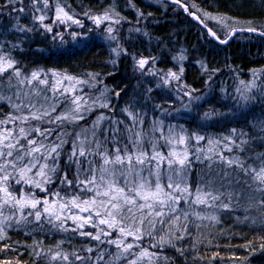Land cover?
Wrapping results in <instances>:
<instances>
[{
    "label": "trees",
    "instance_id": "16d2710c",
    "mask_svg": "<svg viewBox=\"0 0 264 264\" xmlns=\"http://www.w3.org/2000/svg\"><path fill=\"white\" fill-rule=\"evenodd\" d=\"M57 1L82 15H93L105 12L113 2L112 0ZM263 1L261 0V2ZM131 2L141 13L148 14L160 21V23L155 25L151 22L146 25L145 34L148 35L149 42L151 43L146 49L141 48L143 50L141 52L142 55L157 60L156 67L165 70L175 67V60L179 58V54L175 52L179 50L184 53L182 90L188 89L200 92L206 84L205 82L209 71L223 70L227 64L231 68H240L241 70L256 65L264 67V49L259 47L254 48L255 46L250 43L243 44L238 48L235 47L237 45L234 43L235 40H232L227 46L220 47L214 42L206 40V32L185 16L176 5L158 2L161 6L167 8V11L170 12L169 15L160 7H154V4L146 1L131 0ZM248 2V0H181V3L187 6L188 12L197 15L199 19L200 16L195 13L193 7L209 14L239 19L241 20L240 24L244 28L255 27L257 31L264 30V5H251L254 8L247 7L245 4ZM124 3V0L116 3L119 12H122ZM26 21V18L22 20L23 23H26ZM4 26L8 28V25ZM207 26L212 30L209 25ZM212 31L214 32V30ZM23 36L25 37H20V40H18L17 37L7 31L0 30V54L5 57H10L14 61V68L19 69L21 73L18 79L24 80L25 78H29L33 72L46 74L56 73L72 78L96 79L100 86L89 89L87 91L89 97L92 98L95 95H97L96 97L99 95L104 96L106 94L105 97L110 101V108L107 110H98V108L91 110V114H96L92 118L106 117V119L102 120L103 125L101 129L116 127V125L112 124L113 120L124 121L123 124L118 126L122 131L125 125L130 127L134 126L135 131H142L144 133L143 145L148 152L152 151L150 143H156L159 150L163 153L167 150L169 151V147L163 139L159 138V140L153 137V132H156L153 131V124L158 125V129L164 135L168 134L170 128H173L176 132H180L183 129L186 136H191L193 133H196L211 138L213 141H221L218 144L214 143L213 145H209L205 140L197 145L195 139H191L188 141V145L194 150L196 147H201L206 154L213 155V152L208 151L209 148H212L214 152H222L225 157H241L248 163L254 164L257 167L259 166L260 161L257 157L260 154H264V139L261 138L264 136V133L260 131L262 127L260 123L253 119L258 114L263 118L264 111L258 112L256 110V113L245 114L242 119L230 123H228L229 121L225 123L224 121L198 122L192 117L188 118L185 117V114L179 113L178 103L174 100L178 92L174 94L158 92L156 95H153V93L150 95H141L142 90L135 84L130 83V81L134 80L130 79L129 81L127 72L120 71L124 67L123 64L119 65L118 70L112 68L108 49L102 42H88L80 48L67 47L64 50L54 52L48 50V45L43 40H38L37 36L32 37L29 34H24ZM238 37L245 40L252 37L264 42L263 39L254 35L242 34L238 35ZM136 43L140 45L139 42ZM141 46L143 45L139 47ZM229 58L231 62L228 61ZM201 62L205 63L208 69H212L205 70L206 77L200 71L199 66ZM116 71L117 73L115 74ZM9 76H11V81L8 79ZM18 79L14 75V69H9L5 72L0 77L1 95L5 96L4 94L7 95L8 92H11L10 94L13 96L14 88L10 87L9 84L23 86L14 83ZM47 80L49 81L48 85H52V81L48 78ZM100 89L103 90L100 91ZM18 90L20 93H23L19 88ZM31 92H33L32 89L26 88L27 94ZM219 95L220 93L214 90L208 100L199 105V110L202 112L209 111L213 115L222 112V108L225 105L221 102ZM24 99L27 100L26 97ZM125 109L128 112H125ZM259 109L264 110V102L259 106ZM14 113L15 110L11 105L0 102V120H6L9 116H13ZM129 113L138 114L135 122ZM87 116L84 117L81 123H76L80 127L71 128L65 126L61 130L57 128V133H69V135L65 136V139L69 143L63 146V154L60 157L59 164L60 171L57 173V176H62L67 171L69 179H76V166L73 165L71 170H69L65 161L67 154L71 152V142L75 139V134L77 132L86 133L89 130L88 128H90V120L92 118L87 121ZM141 118L143 119V124L139 123ZM18 124V121L15 124L11 122L3 124L0 125V130L13 129L17 132L19 130ZM21 126L27 128L29 124ZM233 129L237 131L234 136L232 135ZM242 131L249 135L247 137H241L240 133ZM31 135L32 137H36L34 132ZM226 136H231L235 144L230 145L224 139ZM36 138L39 139V137ZM100 138L103 139V136L100 135ZM127 139L128 135L125 133L121 137L122 144ZM241 139L249 140L247 144L241 145L243 151H241L240 147H236V144H239ZM49 140L55 141L56 134L50 136ZM21 143L26 142L21 140ZM45 143H48V141H45ZM107 146L111 151H114L111 142ZM129 147L131 148V145ZM227 147H232V151H227ZM91 158L89 157V159ZM96 159L99 158L97 157ZM214 159L217 162L213 164L211 170L207 167L208 161L200 163L199 161L193 160V167L188 174L189 185L195 186L201 176L207 178L211 174L215 179L216 186L219 187L222 182L226 183L227 179L234 175L233 168L228 167L226 163L220 162L216 156H214ZM85 167H87L86 164ZM225 173L229 174L228 177H225ZM47 187L53 193L59 191L60 195L65 199H70L77 194L82 197L91 196V193H80L77 187L70 188L66 184L62 185L59 179H55V182L47 185ZM16 188L19 189L20 187ZM261 195L262 193L260 192L245 189L244 199L239 201L233 199L230 209L221 207L212 208L211 216L214 215L216 220L191 217L188 232L185 233L183 239L175 238L180 235L179 232H176L175 228H172L171 231L167 229L165 232L157 231L155 233L156 236L162 234L166 239L171 241L170 244L165 243L157 246L164 248V253L169 255L171 264H264V213L260 211L259 205L255 203V200L259 199ZM224 199L227 202V199ZM178 207L180 209H186L187 205L182 201V204ZM72 212L78 213L79 210L73 209ZM129 222L130 220L125 221L127 224ZM196 225H199V227H196ZM37 226L38 224L33 222L28 225H20L19 228L21 230L7 232L5 239L0 243V254L2 252L1 250L5 251L3 258L2 256L0 258L5 259L7 252L8 255L6 257L13 259L19 264H51L40 256V250L46 249V245L49 242L47 233H35L34 235L30 233V230H33ZM160 227V225H157L158 230ZM39 228V231L42 232H46L47 230V232L55 233V231L46 225H43V227L40 226ZM147 231L148 229L145 228V234ZM109 232L113 236H119V228L117 226L115 230L109 228ZM101 238L105 241L110 239L104 236H101ZM55 240H58V238L56 237ZM55 242L57 241L50 244H55ZM67 242L61 246L62 251L76 253L78 255L83 252L85 254L84 257L79 256L81 259L67 264H129L130 261L111 262V260L115 259L117 250H115L116 247L114 245L109 243H100L97 240H91L89 238L82 239L76 235H73ZM38 243L41 245L45 244V246H38ZM88 248L93 249L90 256L85 252ZM178 248L183 251V254L178 251ZM37 252L40 255H37ZM101 255L103 259H98ZM155 264H168V262L163 260V262Z\"/></svg>",
    "mask_w": 264,
    "mask_h": 264
},
{
    "label": "snow or ice",
    "instance_id": "6c2138e0",
    "mask_svg": "<svg viewBox=\"0 0 264 264\" xmlns=\"http://www.w3.org/2000/svg\"><path fill=\"white\" fill-rule=\"evenodd\" d=\"M38 2L39 0H32L34 6ZM43 2L47 7V0H43ZM172 2L181 3V0H172ZM17 4L23 5V0H7L6 4H0V10L10 8L9 15L12 12L24 13L25 8L23 6L17 8ZM181 6H184L183 3ZM57 11L62 13L63 9H57ZM3 14V11H0V15ZM65 17L68 20L72 19L67 14ZM106 18L96 17L93 19L99 27ZM194 18L197 17L194 16ZM34 19L40 22L46 31H52L51 27L43 24L44 15L34 17ZM57 19L61 23L64 22L60 15L57 16ZM114 22L119 23L118 20ZM73 23L83 27L79 20H73ZM16 30L21 32L32 31L30 28H20L19 26H16ZM244 30L256 32L257 28L248 27ZM107 31L111 34L113 29L109 27ZM209 34L215 36L211 29H209ZM258 34L264 36V30H260ZM110 38L116 39L115 36L111 35ZM220 42L226 43L227 41L221 40ZM146 63L147 61L144 59L138 61L141 69ZM9 69H14V75L17 78L21 76L19 69L14 68V61L10 57L0 55V77ZM53 75L57 74L53 73ZM174 78L178 79L175 76ZM8 79L11 81V76ZM65 79L71 80L73 78L65 77ZM33 81H38L39 85L49 84L47 79H39L36 72L31 74V79H27L29 85ZM19 83L24 84L25 80L21 79ZM9 86L11 87V83ZM251 88L252 85L246 86V91H251ZM49 90L52 92L51 97L39 87H34L32 94L37 99H28V103L25 105L28 109L27 114L9 116L6 120H0V125L19 122L17 125L18 132L13 129L0 130V239L4 238L3 233L6 227L11 226L12 223L28 225L35 222L41 227L44 223H48L54 228L59 227L63 231H68L69 228L66 224L67 220L71 219L75 225L71 231L79 232L80 235L90 237L100 243L115 245L121 252L135 255L131 250L140 247V245L126 242L127 237L131 236L134 241H139L143 238L145 228H147L146 234L156 239L155 233L157 231L165 232L166 229L171 231L172 228H175L176 232L180 233L175 238L183 239L185 233L188 232L191 217L216 220L214 215H202L200 211H197L201 205L230 209L233 199L237 201L244 199L245 189L262 193L260 198L255 200V203L264 213V154L257 157L260 161L257 167L241 157H225L222 152H214L212 148H209L208 151L213 152V155L206 154L201 147H196L192 151L188 145V141L191 139H195L197 145L205 140L209 145L218 144L219 141H213L211 138L196 133L186 136L183 129L177 133L173 128H170L167 135L161 133L160 139H163L169 147L167 154L161 152L156 143H150L152 151L148 152L143 145L144 133L142 131H135L134 126L127 125L122 131L118 126L124 121L117 120L112 121L116 127L99 129L100 120L106 119V117L101 116L93 122L90 130L91 139L84 133L77 132L75 139L71 142L72 149L67 154L65 164L69 170L73 165L76 166V179H69L67 171L62 176H57L60 171L59 164L63 154V146L69 143L65 139L69 133H57V128L62 127L65 122L74 123L82 120L84 116L80 113V104L78 103L82 99L81 97L73 98L72 103L76 105L75 108L58 112L60 104L66 102L59 100V96L63 95L64 92L60 91L55 84L50 85ZM237 92L240 93V100L243 101V104L239 106L246 107L253 97L246 95L245 91L241 89H237ZM29 95L25 94V97L28 98ZM19 96L20 93H17L18 99ZM3 99L4 97L0 95V100ZM9 101L11 102L10 97ZM13 107L17 111H21L20 105L13 104ZM124 111L128 112L127 109ZM129 115L134 122L137 120L138 114L129 113ZM208 115L206 113L205 117ZM31 120L56 127L32 126L29 123ZM139 123L143 124L142 118ZM24 124H29V126L27 128L21 126ZM261 124L264 125V121ZM157 129L158 125H154L153 131ZM260 131L264 133V126L261 127ZM33 132L39 139L32 137ZM98 132L103 136V139L100 138ZM232 132L235 135L236 130L233 129ZM125 133H127L128 139L122 144L121 137ZM53 134H56V140L50 141L49 137ZM248 135L243 131L240 133L241 137ZM261 138L264 139V136ZM224 139L230 145L235 144L230 136H226ZM21 140L26 143H21ZM109 142L112 143L114 151L108 148ZM248 142V139H241L236 147H240L243 151L241 145ZM227 151L231 152L232 147H227ZM214 156L218 157L220 162L233 168L234 175L227 179L226 183L222 182L219 187L216 186L215 179L211 174L207 178L201 176L195 186L189 185L188 174L193 167V159L200 163L208 161L207 167L211 170L213 164L217 162ZM89 157L92 158L89 159ZM97 157L99 159H96ZM228 175L225 173V177ZM38 177L39 179H37ZM165 178L167 183L164 182ZM55 179H59L62 185L66 184L70 188H79L80 193H91V196L82 197L77 194L70 199H65L59 191L53 193L47 187V185L54 183ZM15 185H20V188L17 189ZM29 187L38 188L40 191L49 193V195L39 198L29 191ZM224 198L227 199V202ZM182 201L187 205L186 209L178 208ZM73 209H78L80 213L87 212L88 215L85 217L73 213ZM29 217H33L34 221L30 220ZM96 218H99L100 224L107 225L110 229L115 230L116 226L119 225V237L105 241L101 236H111V232L105 229H100L95 234L83 231L85 225H88L90 221L92 226H95ZM129 220L131 224L125 223ZM157 225L161 226L159 230ZM159 243L170 244L171 241L166 240L165 236L161 235L159 236ZM152 247H156V245L153 244ZM87 250L93 251L92 248ZM178 251L183 254L181 249ZM59 255L60 253L57 252L53 259ZM154 255L156 254L149 253L147 249H142L140 252V256L151 257ZM124 258L127 259V256ZM63 259L68 260V256H64ZM76 259H81V257L77 256ZM98 259H103V256H99ZM116 259H120L119 254H117ZM129 264H137V260H130Z\"/></svg>",
    "mask_w": 264,
    "mask_h": 264
},
{
    "label": "rangeland",
    "instance_id": "374dc122",
    "mask_svg": "<svg viewBox=\"0 0 264 264\" xmlns=\"http://www.w3.org/2000/svg\"><path fill=\"white\" fill-rule=\"evenodd\" d=\"M113 2L109 5L108 9L105 12L99 13V14H78V12L72 11L70 8H68L67 5L62 4L58 2L57 0H47V7H45V4L43 0H39V2L34 6L32 3V0H23V5L17 4L16 7L19 8L23 6L25 8L24 13L19 12H12L11 15L8 14L10 11V8H4L0 11H3V15H0V30H5L11 35L17 37L18 40H20V37L24 34L30 35L32 37L37 36V39L43 40L47 45V49L50 51H61L66 49L67 47L70 48H80L83 44L88 42H102L109 52V57L111 59V65L114 70L119 69V65L123 64L124 67L121 68L120 71H126L127 76L130 79L134 81H130V83L135 84L140 90H142L141 95H150L153 93V95L157 94L158 92H168L170 94L176 93V98L174 99L178 103L179 113L185 114V117H192L193 119H196L198 122L202 121H221L225 122H233L236 120H240L243 118L245 114H250L252 112L256 113V110L258 112L264 111L259 109V106L264 102V67L260 66H252L247 67L244 69H238V68H231L229 64L227 66L225 65V69L218 70V71H209V74L207 76L206 84L203 87V89L200 92L193 91V90H182L181 87L183 86V55L181 51L175 52L176 54H179V58L175 60V67L170 69L161 70L156 67V61L154 59L145 57L142 55V49L149 47V37L145 34V28L146 25H148L149 22L158 24L160 23L159 20L155 19L152 16H149L148 14L141 13L136 9V7L132 4L131 0H124L125 3L122 7V12H119L117 10L116 3L121 2V0H112ZM150 4H154V7H160L166 14L170 15V12L167 11V8L164 6H161L156 3L155 0H143ZM249 2L246 3L247 7H253L251 5H264V1L261 2V0H248ZM7 0H0V4H6ZM254 8V7H253ZM57 9H63L62 13H58ZM195 10V13L200 16V20L206 24L209 25L212 30L219 36L221 40H224L228 37L229 32L233 29H247L244 28L243 25H241V20L230 18L227 16L222 15H214L209 14L206 12H202L196 7H193ZM65 14L67 16L72 17L71 20L66 19ZM41 15L45 16V19L43 21L44 25H47L51 27L52 31L48 32L45 30L44 27L41 26V23L34 19V17H39ZM60 15L61 19H64V22L61 23L60 20L57 19V16ZM96 17H107L102 21V23L97 27L96 23L94 22L93 18ZM26 18V23H23L22 20ZM73 20H79L83 27L77 25L76 23H73ZM119 21V23H115L114 21ZM222 21V22H221ZM2 23V24H1ZM4 25H8V28H6ZM16 26H19L20 28H30L32 31H17ZM111 27L113 29V32L109 34L107 31V28ZM111 36H115L116 39H111ZM241 37H234L232 40H235L234 43L237 44L235 47L240 48L241 45L250 43L254 48H261L264 49V42L255 38L250 39H240ZM28 39V38H27ZM262 39V38H261ZM206 40H210L208 37H206ZM264 40V39H263ZM211 41V40H210ZM136 42H139L140 45H143L139 47ZM227 46V45H226ZM224 47V46H220ZM233 47V48H235ZM19 48V47H15ZM13 48V49H15ZM116 51H113V50ZM218 50V49H217ZM147 51V50H146ZM1 55V54H0ZM144 59L147 61L144 68L141 69L139 67L138 61ZM115 61V63H113ZM230 61V58L229 60ZM231 62V61H230ZM203 65V66H202ZM200 71L205 75V70H212L208 69L207 65L203 62L200 64ZM117 71L115 72V74ZM178 77L177 78H174ZM39 79H50L52 81V84H55L57 88L60 89V91L64 92L63 95L59 96L60 101H66L64 103H61L58 112L65 111L66 109L75 108L76 105L72 103V100L74 97H81L82 99L78 101L80 104V113L85 117L87 116V121L90 120L95 113L91 114V110L93 109H104L107 110L110 108V101L102 95H95L94 97H89V93L87 92L89 89H92L96 86H100L98 81L96 79H87V78H73L71 80L65 79L64 75H53V73H38ZM67 77V76H66ZM206 77V75H205ZM16 79H18L16 77ZM27 79H31V76L29 78H25V83L20 84L19 80L15 81L14 83H18L23 86H18L17 84L11 85L12 88H14L13 93L14 95L11 96V92H8L3 100H0V102H5L8 105H11L12 108L15 110V113L13 116H20L25 115L28 112V109L25 107V105L28 103V99L35 100L37 97L30 93L27 100L24 99L27 89H32L34 91V87H39L41 90L45 91L49 97L52 96V92L49 90L50 85H39L38 81H33L31 85L27 83ZM167 81V82H166ZM243 82V83H241ZM252 85L251 91H246V86ZM22 90L23 93H20L18 90ZM181 90H180V89ZM67 89V91H64ZM237 89H241L242 91H245L246 95L252 96L253 99L250 100L246 107H241L239 105L243 104V101L240 100V93L237 92ZM103 89H100L102 91ZM177 90V91H175ZM180 90V91H179ZM214 90H217L220 93V99L221 102L225 105L224 108H222V112L219 114L213 115L209 111L208 112H202L199 109V105L201 103L208 100L209 96L214 92ZM99 91V92H100ZM17 93H20L19 99L17 98ZM106 93V92H101ZM185 93H188V95H185ZM1 95V90H0ZM9 97L11 98V102L9 101ZM13 104L20 105L21 111H17ZM144 104V103H143ZM106 105V106H102ZM257 108V109H255ZM111 111V110H110ZM213 111V110H210ZM209 114L208 117H205V114ZM55 115V114H54ZM110 115V114H107ZM106 115V116H107ZM91 116V117H89ZM108 117V116H107ZM99 117L92 118L90 122V128L89 130L84 133L88 136V138L91 139V126H93V122L97 121ZM104 120V119H103ZM255 121H258L261 126H264L261 124V120L264 121V117L262 118L259 114L253 119ZM83 121L79 120L74 123H67L65 122L62 127L59 129H63V127H80V125H76V123H81ZM32 126H37L40 128H50V127H56L55 125H50L47 123H41L37 120H31L29 122ZM218 123V122H217ZM103 125L102 120L99 122V129H101ZM154 127V124H153ZM152 127V128H153ZM18 132V131H17ZM58 132V131H57ZM161 130L158 129L156 132H153V137H156L159 139L161 137ZM179 133V132H177ZM237 133V131H236ZM235 133V134H236ZM99 134V132H98ZM233 135V132H232ZM234 136V135H233ZM231 137V136H230ZM70 140V139H69ZM160 140V139H159ZM221 142V141H219ZM94 147V145H93ZM192 151H194L193 148H190ZM168 150L164 153L167 154ZM194 160V159H193ZM166 167V165H165ZM39 179V177L37 178ZM165 183H167V179L164 180ZM14 183V182H13ZM15 187H20V185H15ZM34 190V191H33ZM29 191H31L34 195H36L39 198H43L45 196H48L49 193L40 191V189L35 187H29ZM182 204V202L180 203ZM179 206V205H178ZM179 208V207H178ZM180 209V208H179ZM28 211V209H26ZM197 211H200L202 215L211 216L212 215V207H204L201 205ZM77 214L81 216H87L88 213H80ZM29 219H32L34 221L33 217H29ZM131 224V221L129 222ZM43 225L48 226L51 230L55 231V233L52 232H42L40 230V225L33 230H30V233L34 235L35 233H47L48 235V245L46 249L40 250V256L45 260L49 261V263H63L67 264L69 262H75L77 256H83L84 252L80 255L76 253H67L61 250V246L63 243H68L67 240L70 239L73 235H76L82 239H86L90 237L82 236L79 234V232L71 231V228L75 227L73 224V221L71 219L67 220L66 226L69 228L68 231H63L61 228L52 227L51 224L44 223ZM20 225L12 223L11 226L6 227L5 232L3 233L4 238L0 239V243L5 239L7 232L10 231H18L21 230L19 228ZM117 228H119V225H117ZM100 229H105L109 231V228L107 225L100 224L99 218H96L95 220V226H92V222L90 221L88 225H85L83 228V231L90 232V233H98ZM45 230V228H44ZM162 234H159L156 236V239H153L152 237H147V234L143 235V238L139 241H134L131 236L127 237L126 242H131L133 244H138L140 247H135L131 250L132 253H135V255H131L129 253H123L120 249L117 247L115 250H117V254H119L120 259H116L117 254L115 256L114 260H111V262H122L126 260H137V264H151V263H158V262H168V264H171L169 255L165 254L164 248H161L157 245H159V236ZM58 238V240H55V238ZM119 236H113L111 235L110 239H117ZM152 238V240H151ZM166 239V237H165ZM93 240V239H91ZM168 240V239H166ZM54 241L55 244H50ZM145 242V243H144ZM42 243V242H40ZM38 243V246H45V244L41 245ZM155 244L156 247H152V245ZM115 247V245H114ZM142 249H147L149 253H155L156 255L147 257V256H140V252ZM179 249V248H178ZM0 256H4L5 251L1 250ZM59 252L60 255L56 259H53V257L56 255V253ZM86 254L90 256V253L88 250H85ZM181 253V251H179ZM38 253V252H37ZM36 253V254H37ZM8 254L6 252L5 259L0 258V264H19L18 262L14 261L11 258L6 257ZM68 256V260H64L63 257ZM127 256V259L124 257Z\"/></svg>",
    "mask_w": 264,
    "mask_h": 264
},
{
    "label": "water",
    "instance_id": "95a60500",
    "mask_svg": "<svg viewBox=\"0 0 264 264\" xmlns=\"http://www.w3.org/2000/svg\"><path fill=\"white\" fill-rule=\"evenodd\" d=\"M156 2H164V3H167V4H170V5H176V6H178L180 9H181V11H182V13L185 15V16H187L193 23H195L196 25H198L201 29H203L205 32H206V34H207V37L212 41V42H214L215 44H217L218 46H226L227 44H229L231 41H232V39L234 38V37H236L237 35H239V34H249V35H254V36H257V37H260V38H262V39H264V36H262V35H259L258 33H259V31H256V32H250V31H246V30H244V29H233V30H231L230 32H229V35H228V37L226 38V39H224V40H226L227 42L226 43H221L220 41H221V39H219V38H217V36L215 35V36H213V35H210L209 34V29L210 28H208L207 26H205V24L195 15V14H190V13H188V11H187V6L186 5H184L183 7L181 6V3H173L172 2V0H155ZM194 16L195 17H197V18H194Z\"/></svg>",
    "mask_w": 264,
    "mask_h": 264
},
{
    "label": "bare ground",
    "instance_id": "6f19581e",
    "mask_svg": "<svg viewBox=\"0 0 264 264\" xmlns=\"http://www.w3.org/2000/svg\"><path fill=\"white\" fill-rule=\"evenodd\" d=\"M170 5V4H169Z\"/></svg>",
    "mask_w": 264,
    "mask_h": 264
}]
</instances>
